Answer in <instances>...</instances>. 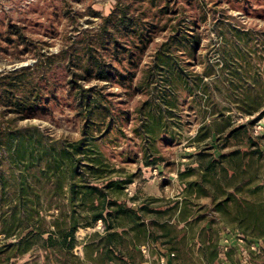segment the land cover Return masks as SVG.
Returning a JSON list of instances; mask_svg holds the SVG:
<instances>
[{
	"label": "rangeland",
	"instance_id": "374dc122",
	"mask_svg": "<svg viewBox=\"0 0 264 264\" xmlns=\"http://www.w3.org/2000/svg\"><path fill=\"white\" fill-rule=\"evenodd\" d=\"M123 5L129 6L140 37L120 36L129 50L124 54H131L130 58L115 59L110 49L102 53L124 76L133 72L132 77L122 79L116 74L110 81L99 82L78 79L83 88L97 85L104 95L101 104L108 105L112 114L109 127L105 120L100 131L90 129L97 137L94 151L109 171L133 180L124 189L132 198L127 206L136 209L145 202L156 210H180L179 219L192 218L190 234L208 236L222 256L229 250L228 234L242 243L258 240L249 247L255 253L245 252L242 261L264 264V235H242L223 223L212 201L196 195L193 186L198 151L193 142L204 136L205 126L246 125L264 151L259 138L264 137V115L258 118L264 104V0H0V76L28 67V87L42 96L40 109L31 116L12 120L7 113L0 117V246L13 240V235L6 239L1 234L4 228L15 231L26 224L25 210L39 218L37 231L68 227L69 167L64 159L55 171L52 158L67 143L82 138L85 111L77 107L75 89L69 86L66 59L72 54L76 63L81 44L95 35L102 18ZM51 54L54 57L46 60ZM158 56L159 70L154 65ZM10 131L18 134L17 141L22 140L18 151ZM223 142L213 135L200 142V148L217 157ZM234 142L229 139L222 146L227 150ZM146 160L155 163L145 165ZM105 182L101 180L100 186ZM230 184L225 181L223 189L233 192ZM257 184L256 193L246 189L236 196L264 202V179ZM259 210H264V203ZM75 216L80 222L84 218L83 213ZM207 221L211 227L205 233L200 227ZM102 233L101 222L93 227L81 225L75 232V246L67 252L46 256L37 242L30 253L12 256L7 264H60L63 260L104 264L95 246ZM152 243L149 239L142 246L147 250ZM125 250L138 256L128 247ZM12 252V248L3 250L1 258ZM212 252L208 247L207 254Z\"/></svg>",
	"mask_w": 264,
	"mask_h": 264
},
{
	"label": "trees",
	"instance_id": "16d2710c",
	"mask_svg": "<svg viewBox=\"0 0 264 264\" xmlns=\"http://www.w3.org/2000/svg\"><path fill=\"white\" fill-rule=\"evenodd\" d=\"M94 15H99V13L94 12ZM138 32V23L129 15V6H116V10L113 8L108 15L102 18V23L95 35L89 36L86 43L81 44L82 51L76 63H74L72 54L67 56L66 66L70 74L68 83L70 88L75 89L74 97L77 107L81 112L85 111L82 138L76 142L67 143L68 146L58 152L57 158H52L55 161L52 163L55 171L59 161L67 159L69 167L67 185L71 206L67 220L69 225L65 229L57 230L58 233L48 229L37 231L39 218L33 217V211L25 210L23 221L25 220L26 224L24 226H19L15 231L12 227L1 231L6 239L13 235L11 238L13 240L0 246V264H7L12 256L17 257L30 253L37 242H40L37 246L46 253V256L49 252H67L75 246L77 228L81 225L93 227L97 222L103 224V233L100 234L95 246L100 251L101 261L104 264H112L121 260V256L127 253L126 247L139 250L140 245L148 239L158 242L168 251L178 248L175 245L177 231L172 220L176 210H156L150 208L145 202L138 204L136 209L127 206L126 203L131 202L132 198L127 197L124 189L133 180L130 176L114 174L108 170L107 164H104L94 151L93 144L97 137L90 132L92 127L100 131L101 124L105 120L107 121L106 128L110 126L112 121L110 107L101 104L104 95L97 85L83 88L78 82V79L81 81L91 79L97 82L110 81L116 74L122 79L132 77L133 72L128 71L130 76H124L113 62H107L102 52L110 49L109 54L115 59H122V55L130 58L131 54H124L128 48L122 45L119 39L121 35L130 36V33L135 37H140ZM53 57V54L45 56L46 60H51ZM154 65L159 70L162 65L159 56ZM27 70L28 67H23L19 71L13 70L1 74L0 117L9 113L12 120L25 119L40 107L42 96L28 87ZM146 76L147 74L144 78ZM259 109L258 118L264 115V104ZM102 112H104L100 117L102 121L99 122L97 118ZM203 129L204 136L193 142V147L198 148L194 156L195 167L193 168V174L196 176L193 180V186L197 190L196 195L208 197L213 203L215 212L221 218L220 220L225 224L233 225L232 227L238 229L242 235L247 234L256 238L263 236L264 210H259V208L264 202L244 196L238 198L236 195L238 193L242 195L241 192L246 189L251 193H256L260 189L257 183L264 179V151L248 134L246 125L230 128L226 124L221 129L210 126H205ZM0 132H2L1 121ZM9 134L16 141L15 151H18L21 149L22 140H16L18 134L15 131H10ZM213 135H216L217 139H223V144L232 139L235 141L234 145L227 150L224 149L223 144L219 146L221 152L217 157L205 148L201 150L200 142ZM259 138L264 143V137L259 136ZM242 139L244 141L241 144ZM153 163L155 161H145V165ZM101 180H106L103 186L99 184ZM225 181L231 183L233 192L223 189ZM21 191L18 196L19 203L23 205ZM226 207H229L228 210H222ZM81 213L84 214L83 220L81 222L75 220V214ZM206 223H209L211 227L210 221ZM44 233L46 236H43ZM129 236H132L130 241H128ZM11 248L13 249L12 254L1 258L3 250ZM209 248L213 250L210 254V258L213 259L217 254V245L211 243ZM59 263L66 264L67 261L63 260Z\"/></svg>",
	"mask_w": 264,
	"mask_h": 264
},
{
	"label": "crops",
	"instance_id": "0c3cea01",
	"mask_svg": "<svg viewBox=\"0 0 264 264\" xmlns=\"http://www.w3.org/2000/svg\"><path fill=\"white\" fill-rule=\"evenodd\" d=\"M179 212L180 210H176L173 214V222L177 231L175 245L178 248L168 251L163 245H160L158 242H153L148 245L147 250H134L138 255L137 257L134 253H126L121 256V260L115 261L112 264H159V255L165 257V264H243L242 254H245V252L250 254L255 253V251H249V247L252 248L254 244L257 245L258 240L253 239L251 242L246 240L247 243H242L239 242L241 240L237 241L232 235L228 234L230 240L228 245L229 250L226 256H222L223 253L217 250L215 258H210L207 254V249L212 243V240L208 236L199 237L197 232H193V235H191L192 218L179 219ZM200 228L205 233H208L210 225L209 223H204ZM222 235L223 232L222 234L220 233L219 238L223 237ZM148 241L149 239L140 246L147 244ZM169 253H172L173 256L169 255ZM251 264L254 263L251 261Z\"/></svg>",
	"mask_w": 264,
	"mask_h": 264
},
{
	"label": "built area",
	"instance_id": "2783aa9c",
	"mask_svg": "<svg viewBox=\"0 0 264 264\" xmlns=\"http://www.w3.org/2000/svg\"><path fill=\"white\" fill-rule=\"evenodd\" d=\"M226 249V247H224ZM142 250L144 251V246H142ZM169 255L173 256L172 253H169ZM159 264H165V257L163 255H159Z\"/></svg>",
	"mask_w": 264,
	"mask_h": 264
}]
</instances>
